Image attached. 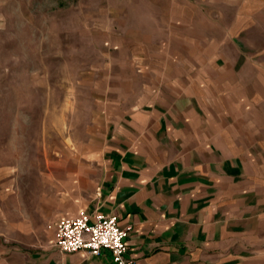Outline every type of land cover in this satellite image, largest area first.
Listing matches in <instances>:
<instances>
[{"label": "crops", "instance_id": "1", "mask_svg": "<svg viewBox=\"0 0 264 264\" xmlns=\"http://www.w3.org/2000/svg\"><path fill=\"white\" fill-rule=\"evenodd\" d=\"M96 5L83 136L25 154L0 123V264H113L54 247L79 210L128 226L134 264H264V0Z\"/></svg>", "mask_w": 264, "mask_h": 264}, {"label": "rangeland", "instance_id": "2", "mask_svg": "<svg viewBox=\"0 0 264 264\" xmlns=\"http://www.w3.org/2000/svg\"><path fill=\"white\" fill-rule=\"evenodd\" d=\"M96 1L0 0V123L25 125L18 130L25 154L31 148L37 153L42 139L57 148L51 142L61 130L66 145L83 136L91 82L85 73L96 54L81 19L97 9ZM32 164L42 163L25 160L21 171Z\"/></svg>", "mask_w": 264, "mask_h": 264}, {"label": "built area", "instance_id": "3", "mask_svg": "<svg viewBox=\"0 0 264 264\" xmlns=\"http://www.w3.org/2000/svg\"><path fill=\"white\" fill-rule=\"evenodd\" d=\"M128 230V226H118L115 215L95 213L89 220L88 215L79 210L74 216L56 222L53 245L60 253L83 250L97 255L106 250L113 264H134L126 252Z\"/></svg>", "mask_w": 264, "mask_h": 264}]
</instances>
